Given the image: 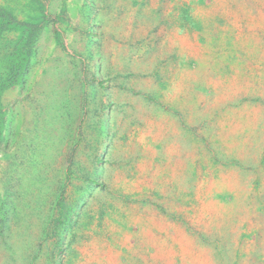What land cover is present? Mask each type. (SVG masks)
Segmentation results:
<instances>
[{"label":"rangeland","instance_id":"rangeland-1","mask_svg":"<svg viewBox=\"0 0 264 264\" xmlns=\"http://www.w3.org/2000/svg\"><path fill=\"white\" fill-rule=\"evenodd\" d=\"M0 264H264V0H0Z\"/></svg>","mask_w":264,"mask_h":264},{"label":"bare ground","instance_id":"bare-ground-1","mask_svg":"<svg viewBox=\"0 0 264 264\" xmlns=\"http://www.w3.org/2000/svg\"><path fill=\"white\" fill-rule=\"evenodd\" d=\"M30 132H31V130H30ZM32 133V132H31ZM29 134V133H28ZM29 136V135H28ZM34 136H35V134H34ZM37 137V136H36ZM22 191V190H21ZM41 204V203H40Z\"/></svg>","mask_w":264,"mask_h":264}]
</instances>
